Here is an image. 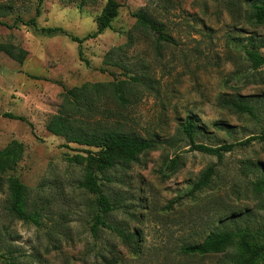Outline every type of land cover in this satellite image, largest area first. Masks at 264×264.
<instances>
[{"label": "rangeland", "instance_id": "rangeland-1", "mask_svg": "<svg viewBox=\"0 0 264 264\" xmlns=\"http://www.w3.org/2000/svg\"><path fill=\"white\" fill-rule=\"evenodd\" d=\"M115 1L120 7L110 28L80 46L87 65L78 59L77 44L64 35L0 26V43L26 52L21 64L0 52V149L13 141L21 146L13 175L28 189L39 223L7 216L0 193V264H230L232 247L206 256L183 255L179 247L199 243L213 231L264 233V193L250 186L264 177V140L236 147L219 161L189 151L183 140L173 142L186 116L200 128L195 141L206 146L264 134V65L252 70L241 48L246 37L264 39V24L249 18L254 0ZM104 3L42 0L34 17L36 0H0V21L11 26L16 17L34 18L37 27L83 37L95 30ZM139 9L163 26L169 42H158L134 25L131 14ZM113 48L118 50L106 64L103 56ZM258 52L264 57V47ZM100 68L117 79L140 73L148 78L146 85L131 84L134 94L124 119L127 128L156 137L159 146L111 173L114 181L103 190L116 208L92 233L93 196L76 187L80 167L66 161L82 147L64 146L44 124L60 104L62 87L112 79ZM237 100L250 105L255 117L223 105ZM175 153L180 165L164 178V161ZM208 166L214 169L209 185L189 196ZM116 232L136 238L125 241ZM258 264H264V253Z\"/></svg>", "mask_w": 264, "mask_h": 264}, {"label": "trees", "instance_id": "trees-1", "mask_svg": "<svg viewBox=\"0 0 264 264\" xmlns=\"http://www.w3.org/2000/svg\"><path fill=\"white\" fill-rule=\"evenodd\" d=\"M42 0H36L34 17L38 16L39 5ZM120 5L115 0H105L103 7L95 19V30L83 37L68 35L59 27H37L34 18L22 20L16 17L11 26L0 21V26L8 29L16 24L31 27L34 31L47 36L60 34L77 44V56L80 61L87 65V61L81 57V44L89 39H94L104 30L110 28L112 20L117 16ZM249 18L256 25L264 24V2L254 0L249 4ZM134 25L140 30L149 32L155 36L158 42H169L164 34V28L157 23L143 9L131 14ZM264 47V39L256 41L252 37H246L245 44L241 47L242 53L252 70L264 65V57L258 50ZM117 48L106 52L104 62L110 64L112 56H115ZM0 52L14 62L21 64L26 52L14 45L0 43ZM119 65L114 63V66ZM100 73L108 72L112 78L109 82L89 84L85 83L78 87H62L59 93L60 104L54 114L50 115L44 124L46 132L60 137L66 144L81 146L78 154L67 156L66 161L80 167V178L76 183L78 189L93 196L96 213L93 215L91 232H95L97 225H103L102 217L116 208V203L111 202L103 190L107 183L114 181L111 173L117 169L122 170L132 163H136L143 153L158 148L159 141L154 136L143 137L136 131L126 127L124 111L129 104L130 97L134 94L131 89L134 85H146L148 78L143 74L133 76L124 75V79H117L113 73L105 69H98ZM112 105V106H111ZM223 105L236 113H241L254 118V112L250 105L242 101L223 102ZM2 117L23 121L22 117L3 113ZM200 128L191 116H186L178 123L175 130L176 138L173 142L183 140L189 151H194L220 160L224 154L231 152L236 147H245L252 140H264V134L248 137L243 141L206 146L197 143L196 136ZM161 143L168 144L169 141ZM21 156V146L16 142L0 149V193H4V210L10 218L23 223H31L38 227L37 212L32 209L29 191L17 177L13 175L17 161ZM180 165V157L174 154L171 159L164 161V178L173 174ZM213 167L208 166L199 174L197 180L188 190V195L200 191L209 185L213 175ZM253 192L264 193V177L258 176L250 182ZM122 240L132 241L136 234L123 235L116 232ZM229 247L234 250L230 264H258L264 253V233L251 232L248 228H234V230H220L208 233L199 243L187 244L179 247V253L187 256H206L222 254ZM0 258L1 255H0Z\"/></svg>", "mask_w": 264, "mask_h": 264}]
</instances>
